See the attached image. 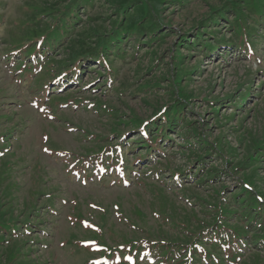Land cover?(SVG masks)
<instances>
[{"label":"rangeland","instance_id":"rangeland-1","mask_svg":"<svg viewBox=\"0 0 264 264\" xmlns=\"http://www.w3.org/2000/svg\"><path fill=\"white\" fill-rule=\"evenodd\" d=\"M68 1L0 0V264H264L260 4Z\"/></svg>","mask_w":264,"mask_h":264},{"label":"trees","instance_id":"trees-1","mask_svg":"<svg viewBox=\"0 0 264 264\" xmlns=\"http://www.w3.org/2000/svg\"><path fill=\"white\" fill-rule=\"evenodd\" d=\"M240 0H235V1H232V2H230L231 3V5L233 6V8H234V10H236L237 12H239V9H238V7H236L235 5H234V2L236 3H238ZM256 2H258L259 4H260V6H261V9L260 10H258L257 12H256V14H258V16H263L261 19H262V21H264V0H256ZM85 4L83 3V2H81L80 0H69L68 1V3L65 5H63V8H62V10H60V12H58L59 13V15H58V17H59V23H56V24H54L53 25V28H61L62 29V31L64 32L63 33V35L65 36V34H66V36H67V33H70V31L71 30H73V27L76 25V22L79 20H81V19H79V17H77V18H75V19H71V12H73V10L72 9H74L75 11H77V12H79V10L81 9L80 8V6H84ZM221 17H223V15H221ZM75 20V21H74ZM262 21H260V22H262ZM239 23H235V24H233V27H236L237 25H238ZM67 32V33H66ZM87 32V31H86ZM86 32H84V34L82 35V37H81V39H83L85 36H91L93 39H92V44H91V46H88V44L87 45H85V44H81L80 43V46L79 47H81V48H79L80 50H78V51H76L74 54H73V57L74 58H76V60H78L79 61V63L82 61V60H84L85 58H84V55H82V50H84V49H89V48H91V47H93V46H95L94 45V40H96V35L93 33L92 35H87V34H85ZM197 33V36H199L198 35V31L196 32ZM210 35H212V34H210ZM100 36V35H99ZM163 36H164V34H163ZM213 36V35H212ZM246 35H243L242 37L244 38ZM66 38L67 37H65V39H64V41H63V43H61V44H59V45H64L65 44V42L66 41H68V40H66ZM95 38V39H94ZM102 38V42L105 40L104 38H103V36L101 37ZM81 39H80V41H81ZM79 41V42H80ZM58 45V46H59ZM179 45H184V43H181L180 42V44ZM218 46V45H217ZM217 46H213V47H211V49H216L217 48ZM208 47V46H207ZM210 49V50H211ZM87 56V58H93L94 60H96V62L97 63H99V60L96 58L97 57V54H89V55H86ZM54 58V57H53ZM84 58V59H83ZM67 64V63H66ZM54 65H58L57 63H55ZM53 64H52V66H51V68L54 66ZM61 65L62 64H59V67H61ZM70 66V65H69ZM171 83H173L174 84V81H171ZM183 101H186L185 99H183V98H179V99H172V102L170 103V104H168L167 105V107H166V109H165V111L164 112H162V113H159V115H161V114H164L166 117H165V119L163 118V120H164V122H162V123H164V124H166L167 123V125H168V127L170 128L171 126H176V123H177V117H178V115L180 114V112H181V110L180 109H182V106H183ZM164 115H163V117H164ZM155 117V116H154ZM153 117V118H154ZM154 119H152V122H154L153 121ZM149 120H145L143 123H146L147 122V124L149 123L148 122ZM159 128V136L160 135H164L165 136V127L162 125V126H159L158 127ZM260 148V147H259ZM261 150H264L263 148L261 149ZM198 160H200L199 159V157H196ZM174 171V172H173ZM171 172H173L174 174H176V176L178 177V174H182V172L183 171H175V170H172ZM214 174H216V172H212V170H209L208 171V174L207 175H209L210 177H209V179L207 178V177H202V175L200 176L201 178L200 179H198V181L200 182V183H202V181H206V182H208V181H210V182H213V179L215 178L214 177ZM206 175V176H207ZM243 181V180H242ZM244 182V181H243ZM246 183V182H245ZM224 190H226V189H224ZM245 192V191H244ZM214 193H215V191H214ZM215 194H217V196H219V192H217V193H215ZM241 194H238V195H236V196H232L233 197V203L234 204H236L238 207H240L241 208V211L239 212V214H238V219L241 221V218H244V217H246V216H248L250 213H252V210L254 209V208H250V206H249V204H245V199H243V200H239V197H241L240 196ZM239 200V201H238ZM221 201L222 200H219L218 202H217V204L215 203V204H213V205H211V208H215L214 209V212H216L218 215L219 214H223V215H228V213H232L233 211H236V209H232V208H230V205H225V204H222L221 203ZM231 209V210H230ZM210 213L212 214V216H214V213L212 212V209L210 210ZM202 224H205V223H202ZM200 227V225H197L196 224V226L194 227V228H199ZM256 235H258V236H260V240L261 241H257V242H262L263 241V243H264V233H262L261 232V234L260 233H258V234H256ZM185 241H187V240H185ZM257 242H256V244H257ZM180 247V246H179ZM183 248H185V247H183ZM186 248H188V247H186Z\"/></svg>","mask_w":264,"mask_h":264}]
</instances>
